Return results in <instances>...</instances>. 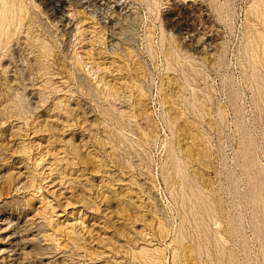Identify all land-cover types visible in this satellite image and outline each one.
Returning a JSON list of instances; mask_svg holds the SVG:
<instances>
[{"label":"rangeland","instance_id":"rangeland-1","mask_svg":"<svg viewBox=\"0 0 264 264\" xmlns=\"http://www.w3.org/2000/svg\"><path fill=\"white\" fill-rule=\"evenodd\" d=\"M0 19V264H264V0Z\"/></svg>","mask_w":264,"mask_h":264},{"label":"bare ground","instance_id":"bare-ground-1","mask_svg":"<svg viewBox=\"0 0 264 264\" xmlns=\"http://www.w3.org/2000/svg\"><path fill=\"white\" fill-rule=\"evenodd\" d=\"M112 4V3H111ZM119 7V6H118ZM5 16V15H4ZM3 18V16H2ZM1 20V19H0ZM3 21V19H2ZM1 23V22H0ZM15 72V71H14ZM17 79V78H16ZM15 102V101H14ZM2 216V215H1ZM5 219V218H4ZM16 219V218H15ZM33 221V220H32ZM10 225L9 223L5 222V220H0V242H5L3 244V246H15L17 243H18V239H19V236L17 235V233H10ZM13 225V224H12ZM17 226V224H16ZM15 227V226H14ZM22 227V226H21ZM13 228V227H12ZM23 228V227H22ZM20 228V229H22ZM14 231V230H13ZM19 231V230H18ZM22 232V231H21ZM1 240H4V241H1ZM6 249V248H5ZM4 249V250H5ZM15 251V250H14ZM3 253V252H2ZM2 257V256H1ZM16 257V256H15ZM19 257V256H18ZM14 258V257H13ZM12 258V260H13ZM4 259V257H3ZM11 259V258H10ZM29 261V260H28ZM2 262V261H1Z\"/></svg>","mask_w":264,"mask_h":264}]
</instances>
